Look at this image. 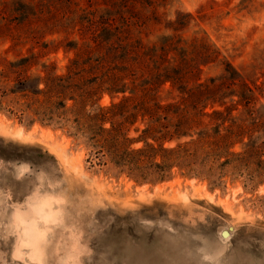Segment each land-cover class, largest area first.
<instances>
[{
    "label": "rangeland",
    "instance_id": "obj_1",
    "mask_svg": "<svg viewBox=\"0 0 264 264\" xmlns=\"http://www.w3.org/2000/svg\"><path fill=\"white\" fill-rule=\"evenodd\" d=\"M27 2L0 0V264H264V0ZM189 141L153 180L138 150Z\"/></svg>",
    "mask_w": 264,
    "mask_h": 264
},
{
    "label": "trees",
    "instance_id": "obj_2",
    "mask_svg": "<svg viewBox=\"0 0 264 264\" xmlns=\"http://www.w3.org/2000/svg\"><path fill=\"white\" fill-rule=\"evenodd\" d=\"M21 2H24V0H21ZM50 2H51V0H28V2L25 3V7H27L29 12H27V13L21 12L20 13L21 22H23V20H26L29 13L33 18L38 17L39 14L41 17L43 14V12H42L43 8H46V12L50 13V8L52 7V4ZM44 5H46L47 7H45ZM108 20L109 21L106 23L108 26H110V18H108ZM122 41H124V38L120 39L116 43L117 46L119 44L127 45V44L122 43ZM140 47H141L140 45L135 46V48H140ZM104 57H105V55H104ZM104 57H103V59H104ZM170 68L173 69L172 67H170ZM165 69H168V68H165ZM164 75H166L164 81L170 80V77L167 76V75H169L168 73H166ZM171 79H174V78L172 77ZM176 79H179L178 74L176 76ZM40 83H41V78L39 76L26 78V79H22V80L16 82L15 89L17 91L30 90L33 93H39V92H41V89L39 88ZM90 94H92V93H88V91L86 92V96L90 95ZM95 107H96V109H98V111L103 110V108L99 105H96ZM115 108H119L121 111L122 110V104H120L119 106H113L112 107V109H115ZM98 111L94 113L95 117L100 116ZM103 115H105V112L103 113ZM170 122H173V121L171 120ZM111 125H112V127L110 128L109 132L107 133V134H110L111 132H115L111 137H106V136L103 137L102 134L105 131H103V129H101L100 126L98 127V130H100V132H97L92 136V138L99 136V138L96 139L94 144L97 145L101 151H104L111 156L112 155L115 157L118 156L119 161L126 162L125 158H123L124 156H126L124 154L125 151L120 152V149H121L120 143H121V140L123 139L122 132L120 131V129H121L120 124H118V123L115 124V122H112ZM114 125H115V127H114ZM200 134H201V132L199 131L198 134H196V136L197 135L200 136ZM182 136L183 135L178 134V136H176L173 139L178 140ZM152 139L157 140L158 138L152 137ZM190 142L191 141H189L183 145L179 144V145H176L173 147H166V148L162 147L161 145L154 146L153 144H151V146H149V147L147 146L143 149L138 150L139 154H140V152H142V154H144L147 149L151 150V166L149 167V169H151V176L155 177V178H153V180H162L164 178L169 177L170 176V169L173 166H177V168H179V169L187 168L188 171L194 170V168L198 165V162H197V157H196V149L191 150L188 147V144ZM118 152H120V153H118ZM159 152H161L162 160H160V161L152 160L154 158V156ZM114 163H118L116 159L114 160ZM223 164H225V162ZM142 168H144V167H142Z\"/></svg>",
    "mask_w": 264,
    "mask_h": 264
},
{
    "label": "bare ground",
    "instance_id": "obj_3",
    "mask_svg": "<svg viewBox=\"0 0 264 264\" xmlns=\"http://www.w3.org/2000/svg\"><path fill=\"white\" fill-rule=\"evenodd\" d=\"M38 234L40 233L38 232V228L34 225V223L29 225H24V235L28 241L33 242L32 243L33 245L36 244V242L37 243L39 242L38 238L40 235L38 236ZM34 247L36 248V245Z\"/></svg>",
    "mask_w": 264,
    "mask_h": 264
},
{
    "label": "water",
    "instance_id": "obj_4",
    "mask_svg": "<svg viewBox=\"0 0 264 264\" xmlns=\"http://www.w3.org/2000/svg\"><path fill=\"white\" fill-rule=\"evenodd\" d=\"M225 232V230L222 231V234Z\"/></svg>",
    "mask_w": 264,
    "mask_h": 264
}]
</instances>
